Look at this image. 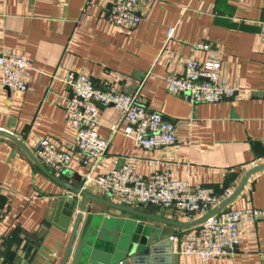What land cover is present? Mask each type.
Wrapping results in <instances>:
<instances>
[{
	"label": "crops",
	"instance_id": "0c3cea01",
	"mask_svg": "<svg viewBox=\"0 0 264 264\" xmlns=\"http://www.w3.org/2000/svg\"><path fill=\"white\" fill-rule=\"evenodd\" d=\"M111 1L0 0V52L27 55L34 69L25 93L3 85L0 75V130L17 135L33 153L42 138L71 153L68 170L100 197L97 176L129 155L136 156L142 175L168 170L193 187L234 191L248 169L264 163V41L259 36L264 0H151L140 5L142 18L132 30L107 19ZM201 42L222 56L220 77L236 89L234 97L192 104L167 92L166 78L184 76L187 58H207L208 52L196 47ZM70 71L85 73L106 90L136 94L147 109L176 125L177 144L138 148L131 138L111 131L112 125L125 126L121 113L101 106L98 130L110 140L108 152L100 160L83 155L65 118L70 91L64 80ZM0 182V264H52L47 252L61 247L62 253L67 242L53 221L54 205L67 189L4 136ZM227 207L264 209V170L254 173ZM104 211L105 216L128 217ZM167 217L187 221L177 210ZM240 230L231 254L203 261L181 253L178 264H264V220L244 221Z\"/></svg>",
	"mask_w": 264,
	"mask_h": 264
},
{
	"label": "built area",
	"instance_id": "2783aa9c",
	"mask_svg": "<svg viewBox=\"0 0 264 264\" xmlns=\"http://www.w3.org/2000/svg\"><path fill=\"white\" fill-rule=\"evenodd\" d=\"M149 1L112 0L107 19L116 26L132 30L142 18L137 12L140 5ZM259 28V36L264 41V21L260 22ZM173 33L171 28L168 37ZM196 47L207 51V58H187L184 76L168 75L166 78L167 92L192 104L214 103L234 97L236 89L220 77L222 56L207 42L198 43ZM33 70L27 55L0 52L1 83L12 91L27 92ZM64 81L70 91L64 108L65 118L76 132L75 146L83 155L100 160L108 152L110 140L100 135L98 130L101 106H113L121 113L125 126L112 125L111 131L131 138L138 148L151 150L177 144L176 125L161 112L147 109L136 94L106 90L82 72L70 71ZM34 154L57 175L69 168L72 159L71 153L47 138L38 141ZM136 162V156L129 155L120 166L97 176L95 182L99 193L110 194L112 201L128 206L148 203L172 207L187 221H192L209 213L233 192L230 188L193 187L188 181L173 177L168 170H154L145 176L137 171ZM3 189L4 184L0 182V195ZM262 219L264 209L226 207L198 227L179 229L171 239H180L182 254L197 255L205 261L231 254L240 243L242 222Z\"/></svg>",
	"mask_w": 264,
	"mask_h": 264
},
{
	"label": "water",
	"instance_id": "95a60500",
	"mask_svg": "<svg viewBox=\"0 0 264 264\" xmlns=\"http://www.w3.org/2000/svg\"><path fill=\"white\" fill-rule=\"evenodd\" d=\"M0 136L15 142L34 163L68 191L53 208V221L65 234L67 242L62 253L61 247L47 252V259L52 264H178L181 245L180 239L177 244L171 239L174 227H198L230 205L243 191L250 177L264 170V163L251 167L245 172L239 186L220 205L198 219L183 222L167 217L174 215L175 209L172 207H156L148 203L128 206L112 201L110 194L103 197L95 195L84 189L86 180L82 176L66 169L62 174L72 176L80 184L71 185L52 175L17 135L0 130ZM78 196H82L81 201ZM103 207L117 210L128 217L105 216ZM97 208L101 211H96ZM135 231H138L137 238L123 246L125 242L120 238L121 234L124 233L128 239Z\"/></svg>",
	"mask_w": 264,
	"mask_h": 264
},
{
	"label": "rangeland",
	"instance_id": "374dc122",
	"mask_svg": "<svg viewBox=\"0 0 264 264\" xmlns=\"http://www.w3.org/2000/svg\"><path fill=\"white\" fill-rule=\"evenodd\" d=\"M121 231V230H120ZM122 233V232H121ZM134 235V236H133ZM137 236H138V231H135V234H133V233H131L130 234V237L128 238V239H126L127 238V236L123 233V234H121V239L122 240H124V245L123 246H126L127 244H129L130 242H132L133 240H135L136 238H137Z\"/></svg>",
	"mask_w": 264,
	"mask_h": 264
}]
</instances>
